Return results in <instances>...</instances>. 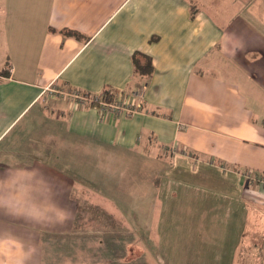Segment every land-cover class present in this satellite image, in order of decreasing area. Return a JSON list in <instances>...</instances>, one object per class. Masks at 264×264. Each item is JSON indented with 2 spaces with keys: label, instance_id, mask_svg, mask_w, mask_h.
<instances>
[{
  "label": "crops",
  "instance_id": "crops-1",
  "mask_svg": "<svg viewBox=\"0 0 264 264\" xmlns=\"http://www.w3.org/2000/svg\"><path fill=\"white\" fill-rule=\"evenodd\" d=\"M141 157L163 175L151 202ZM83 193L121 228L80 235ZM140 253L264 264V0H0V264Z\"/></svg>",
  "mask_w": 264,
  "mask_h": 264
},
{
  "label": "rangeland",
  "instance_id": "rangeland-1",
  "mask_svg": "<svg viewBox=\"0 0 264 264\" xmlns=\"http://www.w3.org/2000/svg\"><path fill=\"white\" fill-rule=\"evenodd\" d=\"M75 94L83 96V94H81V93H73V95H75ZM110 97H111V95L108 92L102 93L100 95V98H102L104 100H108ZM138 161H139V165L141 166V169L142 168H150V173H146V170H145V173H141V175L134 174V177H140L141 180H143L145 178L144 181L140 182L139 184H135L134 185V189L137 190V191H135L137 194H141V198H140L141 200L140 201L143 200L142 197H143V194H145L146 201L147 202H149V201L151 202L153 199L155 200L157 198L155 196H157V194H158V191L153 188V182H155V178H156V180H158L163 175H159L157 172H156V175H155L152 172L153 162L149 161L148 159H145V158L141 157V158L138 159ZM150 188H153V190H151ZM124 192H122V193H124ZM79 195H80L79 199H80L81 205H79V207L77 209V217H76V222H75V225H74V229L77 230L78 232L80 231V233H81L80 235H83V234L85 235L84 231H86V230H100V229H104L106 226H108L109 229L112 228V227L114 229L115 228L116 229H120L121 228L120 227L121 226L120 223L117 225V223H115V221H110V218L107 217V214L103 210V208H101L98 205L91 204L90 202L87 203L88 199L84 198L86 196L84 193L83 194H79ZM161 198L163 199V197H161ZM84 199H87V200H84ZM126 201H128V200H126ZM126 201L123 198L115 199V202L118 203L117 209H119V210H123V209L124 210H128L131 214H133L134 216H137V214H136L137 208L133 209L135 206L134 207L133 206L125 207V202ZM132 201H134V200H132ZM146 203H145V205H142L140 210H139L140 211V215H139L140 222H139V224H140L142 230H148L149 231V229L152 228L153 225H154V218H153V215L151 216L152 207H150V205L148 206ZM156 208L158 209L159 206L156 207ZM125 213H126V211H125ZM156 215H157V212H156ZM167 225H168V223L160 221L156 225L157 226L156 230L158 232H162ZM169 225H170V223H169ZM173 226H175V225H173ZM173 226H170L172 231H177L178 232L180 230L179 229V225L175 226V228ZM125 227H126V223H125ZM96 235L98 236L99 234H96ZM124 240L131 241V238H124ZM93 242L95 244L93 243L92 248H90V250H91L90 252H92V253L95 252L94 249H96V248L98 249V247L100 246L99 245V238H94ZM94 247H96V248H94ZM82 249L83 248H81V250ZM81 250H80V253L72 254L74 259H78L80 257L81 258H85L87 256L88 257L91 256L92 261H94L96 263H99V261L101 260L100 259L101 258V254H100L99 251H97V253H94V254H91V255H85V253L83 251H81ZM104 253H105V251H104ZM61 255L63 257H66V256L72 257L71 254H65V255L61 254ZM139 255L138 256H139V260L141 261V264H147V261H146V258H145L146 256L143 253H140ZM123 256H125V260L126 261L129 260L128 259L129 256L127 257L126 253H123ZM155 256H156V259L159 258L158 255H155ZM76 262H78V261H76Z\"/></svg>",
  "mask_w": 264,
  "mask_h": 264
},
{
  "label": "built area",
  "instance_id": "built-area-1",
  "mask_svg": "<svg viewBox=\"0 0 264 264\" xmlns=\"http://www.w3.org/2000/svg\"><path fill=\"white\" fill-rule=\"evenodd\" d=\"M100 98V97H99ZM102 106H103V108H108V109H111V110H126V111H128V112H130L131 111V109L130 108H127L126 106H125V103H123V102H113V103H103V102H99ZM246 177H250V175H247Z\"/></svg>",
  "mask_w": 264,
  "mask_h": 264
},
{
  "label": "trees",
  "instance_id": "trees-1",
  "mask_svg": "<svg viewBox=\"0 0 264 264\" xmlns=\"http://www.w3.org/2000/svg\"><path fill=\"white\" fill-rule=\"evenodd\" d=\"M67 33L72 34V35H74V36H77V33L72 32V31H68ZM134 64H135V67L138 68V70H139L140 73H143L142 70H148V71H145V72H149V70L151 69L150 62H149V61H147V65H146L145 68H143V69H142V67H144V66L142 65V66H140V68H139V67H138V63H137V61H136L135 59H134Z\"/></svg>",
  "mask_w": 264,
  "mask_h": 264
}]
</instances>
